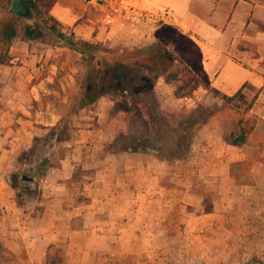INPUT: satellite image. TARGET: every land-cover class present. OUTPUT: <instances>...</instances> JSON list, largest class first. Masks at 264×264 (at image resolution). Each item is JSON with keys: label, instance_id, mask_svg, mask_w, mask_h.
Masks as SVG:
<instances>
[{"label": "crops", "instance_id": "obj_1", "mask_svg": "<svg viewBox=\"0 0 264 264\" xmlns=\"http://www.w3.org/2000/svg\"><path fill=\"white\" fill-rule=\"evenodd\" d=\"M128 1L169 8L174 21L102 27L85 0H55L49 13L90 43L166 49L174 71L191 77L159 78L161 107L179 116L205 105L218 116L182 160L112 152L113 101L69 111L81 55L14 41L0 65V264H264V5L220 0L208 13L200 0ZM184 82L192 91L178 95ZM235 96L240 112L255 100L235 119L255 127L238 145L226 139L242 131L227 118L225 98ZM26 165L38 190L20 195L12 177Z\"/></svg>", "mask_w": 264, "mask_h": 264}, {"label": "trees", "instance_id": "obj_2", "mask_svg": "<svg viewBox=\"0 0 264 264\" xmlns=\"http://www.w3.org/2000/svg\"><path fill=\"white\" fill-rule=\"evenodd\" d=\"M54 1L46 10H41L32 0H27L26 3L36 10L35 18L23 20L11 12L12 0H0V65L11 61V48L16 40L70 49L81 55L83 67V78L69 107L70 113L91 109L101 99L109 98L114 102L111 118L117 114L124 115L127 130L120 132L107 150L153 153L169 161L186 158L197 130L218 114L209 108L201 114L198 108L175 116L161 107L155 91L159 78L165 77L167 83L175 81L170 76L173 62L170 53L161 46H153L145 54H140L85 41L50 15ZM190 77L189 73L185 79ZM235 98H225L226 108L234 111L227 117L232 122L249 113L255 103L253 100L245 112H240L230 106ZM197 115L202 119L194 123L192 118ZM254 128L247 126L242 129L236 139L227 132L226 139L234 145L245 143ZM28 173L33 174L31 169ZM12 182L20 195L22 192L31 194V187L22 182L20 171L14 174ZM253 264L263 263L256 261Z\"/></svg>", "mask_w": 264, "mask_h": 264}, {"label": "built area", "instance_id": "obj_3", "mask_svg": "<svg viewBox=\"0 0 264 264\" xmlns=\"http://www.w3.org/2000/svg\"><path fill=\"white\" fill-rule=\"evenodd\" d=\"M100 13L98 25L112 26L115 23L146 25L159 28L174 21L173 12L166 7L143 9L128 0H85Z\"/></svg>", "mask_w": 264, "mask_h": 264}, {"label": "rangeland", "instance_id": "obj_4", "mask_svg": "<svg viewBox=\"0 0 264 264\" xmlns=\"http://www.w3.org/2000/svg\"><path fill=\"white\" fill-rule=\"evenodd\" d=\"M200 1L202 2L201 4L203 5V8H205L206 11L208 13H210V12L214 11L213 8L215 7V4L217 2H219L220 0H200ZM245 1H251V2H255V3H259L261 5H264V0H245ZM32 2H34L41 10H46L49 7V5L51 4L52 0H32ZM32 11H33V18L32 19H34L35 18V12H36V10L35 9H32ZM124 24L131 25L129 23H124ZM75 58L74 57L71 58V62L74 65H76V63H77V60ZM178 71H180V70H178ZM170 74H171L170 76L172 78H174V79L177 78L176 81H178V78L179 77H184V76H187L188 75L187 73L179 74V73L175 72L174 69H173V67H171V69H170ZM82 75H83V69H82L81 72L78 73V78L80 80H82ZM191 91H192L191 90V86L188 83L184 82L183 84H180L179 88L177 89V94L178 95L188 94ZM74 94H75V92H74ZM141 108H143V107H141ZM198 108H199V112L202 114L203 111L206 110V108L208 109L209 107H207L205 105H199ZM0 109H1V104H0ZM192 119H193L194 123H198L202 118H201L200 115H197L196 117H194ZM64 120L66 122H63V125L66 128H68L69 125H70V118L69 117H65ZM109 123L116 130H121L120 132H124V131L127 130V124L125 122L124 115L117 114V115H114L112 118L110 117ZM231 123H233V125H236V124H239L240 125V124H242L241 125V128L242 129L243 128H246L247 126H250V125H247L248 122L244 121L243 118H242V120L239 119L238 121L233 120V122L231 121ZM228 133L231 134V136L233 137L232 139H236L237 136L240 135L241 131H240V133L233 134L229 130ZM65 137H66V130H63L62 129L61 132L59 133L58 138L59 139H62V138H65ZM28 159L29 158H27L26 156L21 157V163L26 164V162L28 161ZM29 170H30V167L28 165H26V167H23L22 171H20L21 180H22V182L24 184H26V185L28 184V186H30L31 189L34 190V192L35 191L37 192V190H38L37 189L38 188L37 181L33 180V177H34L35 174L34 173L33 174H31V173L29 174L28 173ZM22 194H23V192H22Z\"/></svg>", "mask_w": 264, "mask_h": 264}, {"label": "water", "instance_id": "obj_5", "mask_svg": "<svg viewBox=\"0 0 264 264\" xmlns=\"http://www.w3.org/2000/svg\"><path fill=\"white\" fill-rule=\"evenodd\" d=\"M11 12L23 20L33 18V11L26 0H12Z\"/></svg>", "mask_w": 264, "mask_h": 264}]
</instances>
